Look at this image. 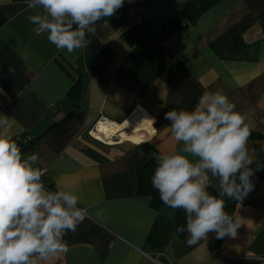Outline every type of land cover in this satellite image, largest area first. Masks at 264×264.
<instances>
[{
  "label": "crops",
  "instance_id": "crops-1",
  "mask_svg": "<svg viewBox=\"0 0 264 264\" xmlns=\"http://www.w3.org/2000/svg\"><path fill=\"white\" fill-rule=\"evenodd\" d=\"M186 1L148 3L133 20L118 9L97 23L88 47L69 55L34 31L25 0H0V114L10 118L7 134L34 139L22 154H39L45 186L71 185L87 209L77 231L65 235L69 251L48 264H262L264 0H221L186 28H163L181 17ZM140 23L147 40L132 57H146L134 65L128 58L136 41L128 31ZM101 48L109 58L99 75L88 64ZM216 90L247 114L250 167L258 169L242 201L225 197V210L240 224L236 235L217 241L209 233L189 246L188 233L177 231L175 209L152 206L137 193V171L148 159L139 144L159 154L177 151L165 113L193 110L205 91ZM134 111L144 120L135 131L118 132L119 142L89 135L100 117L121 123ZM207 190L218 195V181L210 179ZM183 218L186 226L184 211Z\"/></svg>",
  "mask_w": 264,
  "mask_h": 264
},
{
  "label": "clouds",
  "instance_id": "clouds-1",
  "mask_svg": "<svg viewBox=\"0 0 264 264\" xmlns=\"http://www.w3.org/2000/svg\"><path fill=\"white\" fill-rule=\"evenodd\" d=\"M125 0H25L27 17L37 34L57 50L71 55L88 47L96 25L113 16ZM179 149L155 157L151 178L161 201L182 209L191 246L213 233L217 238L235 236L240 226L226 210L225 197L242 201L254 188L255 171L248 139L247 114L222 90L205 91L193 110L165 113ZM10 118L0 114V264H48L69 251L64 237L75 233L86 208L69 184L49 190L38 167L39 154L24 156L8 129ZM218 181V195L207 189Z\"/></svg>",
  "mask_w": 264,
  "mask_h": 264
},
{
  "label": "trees",
  "instance_id": "trees-1",
  "mask_svg": "<svg viewBox=\"0 0 264 264\" xmlns=\"http://www.w3.org/2000/svg\"><path fill=\"white\" fill-rule=\"evenodd\" d=\"M220 1L221 0H187L181 8V17L170 19L169 22L163 25V28H186L187 26L195 23L205 11H207L210 7ZM146 30L147 25L145 23L136 25L134 24L129 28L128 35L130 36L131 40L133 42L136 41V43L128 60L133 59L134 65L139 64L146 57V55L142 53L138 55L135 54V57H132V54H134L137 45L147 40V37L145 36ZM108 58V51L104 48L99 49L97 53L90 58L88 69L100 75L102 73L101 71H104L107 68L106 63L108 62ZM79 84L80 81L78 80L72 86L70 93L78 95ZM14 140L21 148V152L30 148L32 146V143L34 142V139H31L29 141L18 139ZM139 146L148 153V159L146 163L137 171V193L141 196H147L150 199V204L152 206L168 207L161 201L158 191L152 186L151 183V178L156 167L155 157L159 155V153L148 142H142L139 144ZM175 212V220L177 221V226H184L182 209H175ZM228 213L231 215L230 212ZM219 240L220 238L217 239V241Z\"/></svg>",
  "mask_w": 264,
  "mask_h": 264
},
{
  "label": "built area",
  "instance_id": "built-area-1",
  "mask_svg": "<svg viewBox=\"0 0 264 264\" xmlns=\"http://www.w3.org/2000/svg\"><path fill=\"white\" fill-rule=\"evenodd\" d=\"M163 2V0H125L124 2V5L123 7L120 8L121 12H122V15H123V18L125 20H133L134 18H136L141 10V8L148 4V3H158V4H161ZM99 122H102V123H107V124H111L112 122L107 120L106 118L104 117H100L96 122L95 124L92 126V128L88 131L89 135L100 141V142H108V140L103 137V138H97L94 133H98V130H97V123ZM112 141L113 142H117L118 141V138L117 137H112ZM44 170L45 174H47L46 170L45 169H42ZM44 174V175H45ZM65 239V237H64ZM258 259L261 261L262 264H264V257H258Z\"/></svg>",
  "mask_w": 264,
  "mask_h": 264
},
{
  "label": "bare ground",
  "instance_id": "bare-ground-1",
  "mask_svg": "<svg viewBox=\"0 0 264 264\" xmlns=\"http://www.w3.org/2000/svg\"><path fill=\"white\" fill-rule=\"evenodd\" d=\"M144 117L141 116L138 111L131 113L123 122L111 124L97 123L98 133H94L97 138L105 137L108 140V143H113L112 137H116V134L123 130H132L135 131L139 128L141 122H143ZM119 142V141H118Z\"/></svg>",
  "mask_w": 264,
  "mask_h": 264
}]
</instances>
